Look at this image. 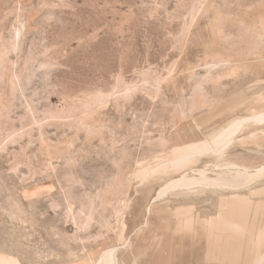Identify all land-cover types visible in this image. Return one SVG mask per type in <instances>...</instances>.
<instances>
[{
  "label": "rangeland",
  "instance_id": "obj_1",
  "mask_svg": "<svg viewBox=\"0 0 264 264\" xmlns=\"http://www.w3.org/2000/svg\"><path fill=\"white\" fill-rule=\"evenodd\" d=\"M0 264H264V0H0Z\"/></svg>",
  "mask_w": 264,
  "mask_h": 264
},
{
  "label": "bare ground",
  "instance_id": "obj_2",
  "mask_svg": "<svg viewBox=\"0 0 264 264\" xmlns=\"http://www.w3.org/2000/svg\"><path fill=\"white\" fill-rule=\"evenodd\" d=\"M262 171H263V170H262ZM262 171H260V172H262ZM260 172H259V173H260ZM243 173H244V172H243ZM259 173H258V174H259ZM241 174H242V173H241ZM250 175H251V174H250ZM250 177H251V176H250ZM236 178H237V177H236ZM239 178H240V177H239ZM209 180H210V179H209ZM236 180H237V179H236ZM182 181H183V180H182ZM203 181H204V180H203ZM241 181H242V180H241ZM184 182H185V181H184ZM212 182H213V181H212ZM228 182H229V181H228ZM217 183H218V182H217ZM221 183H222V182H221ZM234 183H235V182H234ZM180 184L182 185V182H181ZM190 184H191V183H190ZM223 184H224V183H223ZM188 185H189V184H188Z\"/></svg>",
  "mask_w": 264,
  "mask_h": 264
}]
</instances>
